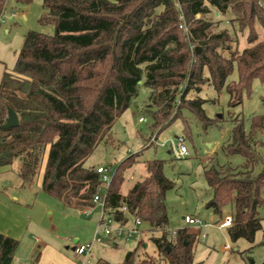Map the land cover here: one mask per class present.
Masks as SVG:
<instances>
[{
  "label": "trees",
  "instance_id": "1",
  "mask_svg": "<svg viewBox=\"0 0 264 264\" xmlns=\"http://www.w3.org/2000/svg\"><path fill=\"white\" fill-rule=\"evenodd\" d=\"M7 2L0 0V18ZM215 9L233 15L231 28L207 19ZM39 24L50 32L26 34L14 72L5 71L0 84V167L20 161L18 176L25 188L46 159L42 190L67 208H95L102 180L96 167L85 163L101 143L114 141L115 123L142 86L150 91L145 108L152 129L160 134L183 119L189 134L187 112L205 129L220 122L208 117L206 100L190 94L200 95L206 85L219 94L226 90L229 106L236 109L251 96L256 81L264 83V0H43ZM239 34H247L244 50ZM235 71L237 80H229ZM261 102L264 106V97ZM10 109L20 123L3 130ZM233 122L222 151L244 162L203 167L213 191L205 210L223 218L230 207L228 236L254 243L263 230L264 159L259 150L264 147V114L251 118L249 131L243 118ZM137 157L118 165L108 188V211L119 222L139 217L161 232L155 243L167 264H197L196 235L182 233L177 242L168 238L167 194L175 183L166 177L164 161H148L146 175L122 193ZM18 247L19 241L0 234V264H13ZM137 251L128 252L122 264H134Z\"/></svg>",
  "mask_w": 264,
  "mask_h": 264
},
{
  "label": "rangeland",
  "instance_id": "2",
  "mask_svg": "<svg viewBox=\"0 0 264 264\" xmlns=\"http://www.w3.org/2000/svg\"><path fill=\"white\" fill-rule=\"evenodd\" d=\"M6 8L9 11L8 23L0 26V84L5 71L14 72L18 53L23 46L26 34L29 31L50 32V28L39 24V19L43 14V0H31L30 3L8 0ZM215 12L213 10L207 19L221 21V29L231 28L229 22L233 15L229 12L223 17H217ZM235 27L238 29V24ZM6 30H9V33ZM239 35V49L244 50L248 46L247 34ZM237 77L235 71L229 80H237ZM149 96L150 91L142 86L139 97L115 123L112 131L114 141L101 143L88 158L85 166L112 168V178L122 161L138 154L137 163L126 173V180L122 186V193L127 194L130 188L146 175L145 166L148 161H164V173L175 183V188L167 194L169 240L177 242L178 236L182 233L196 235L194 258L197 264H264V208L261 209L263 230L257 234L255 242L250 243L245 239L233 242L228 236L227 229L218 227L226 216H231V208L226 209V215L223 218L215 215L211 210H204L212 199L213 191L203 176V167L210 163L231 162L239 165L244 162L241 156L226 157L222 146L231 135L235 117L243 118L245 128L249 131L251 118L264 114V106L261 102V98L264 97V83L256 81L251 96L246 97L243 105L236 109L229 106L230 97L226 90L219 94L212 86L206 85L200 95L190 94L189 98L201 97L206 100L204 108L208 117L219 118L220 122L216 126L205 129L201 122L187 112L185 117L190 125L189 134L184 132L183 119H178L157 134L152 129L153 120L145 108ZM141 118L145 121L140 122ZM177 138L185 139V145L190 153L188 157H180L177 154ZM259 151L264 159V147ZM45 165L46 159L38 177L25 188H21L22 181L18 176L20 161L10 166L11 168L16 167L17 173H12L8 190L16 196H21V202L15 205L18 206L17 212L22 213L24 218L18 223L10 222L12 220L7 217L4 221H0L1 226L20 227L21 238H15L20 242L15 255L16 262L19 258L29 259L30 253H36L34 249L39 248H36L38 239L42 245L44 243L57 244L56 240H59L58 250L62 254L61 258L74 263L76 256L72 248L75 246V241L77 240L78 244L92 241L102 208L96 204L95 208L83 212L67 208L57 199L47 195L42 190ZM186 217L198 219L206 224V227L200 231L199 227L187 224L183 219ZM129 219V227H132L133 220ZM140 229L143 235L135 236L131 242L120 239V245L113 242L96 245L93 251L94 258L98 259L101 256L111 264H122L128 252L138 249L134 264H141L144 260L167 264L155 243L162 237V233L152 230L147 224L141 226ZM203 234L207 235L206 239H203ZM22 237L25 239L24 242L21 240ZM226 245H230L232 250H226ZM52 259L53 256L50 255L49 260ZM25 263L31 264L28 260Z\"/></svg>",
  "mask_w": 264,
  "mask_h": 264
},
{
  "label": "built area",
  "instance_id": "3",
  "mask_svg": "<svg viewBox=\"0 0 264 264\" xmlns=\"http://www.w3.org/2000/svg\"><path fill=\"white\" fill-rule=\"evenodd\" d=\"M15 16V14H14ZM201 17V16H200ZM8 15L6 12L0 18L1 24L8 23ZM185 32H188V28L185 24L182 25ZM140 122H144L141 118ZM176 152L180 157H188L189 150L185 145V139L177 138L176 140ZM97 172L101 176L102 186L99 188L97 195L94 198V203L98 204L102 208L99 224L94 232L93 239L90 242L84 244H76L74 247V254L78 259V264H106L105 260H98L94 258V247L96 245H105L106 242H113L116 245H120L121 240L124 239L127 242H131L135 236L143 235V231L140 229L145 223L139 217H130L133 220V226L129 227V223H122L116 220L114 212H110L107 209V193L108 188L112 182L111 173L112 168L106 166H99L96 168ZM122 212L128 214L126 207L122 209ZM186 223L189 225L197 226L201 230L206 227V224L198 219L186 217ZM233 224L232 216H226L225 219L219 224L220 229H227ZM176 234V232H174ZM203 239L207 238L206 234L202 235ZM133 246V244H131ZM226 250H232L230 245L225 246Z\"/></svg>",
  "mask_w": 264,
  "mask_h": 264
},
{
  "label": "crops",
  "instance_id": "4",
  "mask_svg": "<svg viewBox=\"0 0 264 264\" xmlns=\"http://www.w3.org/2000/svg\"><path fill=\"white\" fill-rule=\"evenodd\" d=\"M215 11H216L215 14L217 17H223V15L221 13L217 12L216 9H215ZM5 12L8 15V12H9L8 8ZM13 13L15 14L14 11H13ZM226 14H229V12H227ZM24 18H25V15H24ZM6 32L9 33V30H6ZM14 172H15V174L17 173L16 167H12V168L10 166L0 167V221H2V220L4 221L7 217H10L9 220H12L10 222L20 223V219L24 218V216L22 215V213L17 212L18 206L15 204H19L21 202L22 198H21V196H19V195L16 196L15 193H12V192H10V190H8V184L10 182L11 175ZM21 188H22V184H21ZM124 195H126V194H124ZM204 210H203V212H204ZM19 215H21V218H19ZM18 223H17V225H18ZM1 225H2V223L0 222V234H3L5 236H8V237L13 238V239L21 238L19 235L20 234V227H16L15 225H11L9 227H4V225H3V227H2ZM147 226H149V225H147ZM200 231H201V229H200ZM25 234H27V232ZM24 237H25V235H24ZM24 237H22V239H21L22 242H24V240H25ZM36 241L38 244V245L36 244V248L39 247L37 249H34V252L36 251V253H30L31 255H30L29 259L22 260L19 258V260L17 262H16V257H15L13 264H26L25 262L27 260L30 261L31 264H78L77 257H76L74 263L71 261H67V259L63 260V258H61L62 254L58 250L60 247L59 246V243H60L59 240H56L57 241L56 243L58 245L55 243H53V244L44 243L42 245L38 239ZM77 243H78V241L76 240L75 245ZM19 245H20V242H19ZM74 247L72 248L73 252H74ZM50 255L53 256L52 260H49ZM98 260H104V259H102V257L100 256V257H98Z\"/></svg>",
  "mask_w": 264,
  "mask_h": 264
},
{
  "label": "water",
  "instance_id": "5",
  "mask_svg": "<svg viewBox=\"0 0 264 264\" xmlns=\"http://www.w3.org/2000/svg\"><path fill=\"white\" fill-rule=\"evenodd\" d=\"M19 123L20 122H19L18 115L13 110L10 109L9 112H8L7 122H6L5 125L2 126V129L3 130H8V129H11V128L18 127Z\"/></svg>",
  "mask_w": 264,
  "mask_h": 264
}]
</instances>
